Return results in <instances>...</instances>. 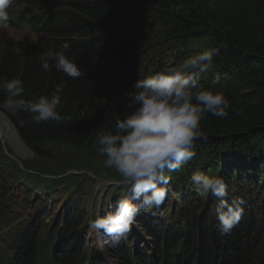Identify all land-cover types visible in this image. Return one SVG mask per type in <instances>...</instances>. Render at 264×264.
Instances as JSON below:
<instances>
[{
	"label": "trees",
	"instance_id": "1",
	"mask_svg": "<svg viewBox=\"0 0 264 264\" xmlns=\"http://www.w3.org/2000/svg\"><path fill=\"white\" fill-rule=\"evenodd\" d=\"M22 4L42 13L33 19V26L36 33L43 32V39L24 54L6 42L0 48V78L20 79L22 98L32 100L51 95L63 82L57 109L62 119L37 125L31 113L8 109L2 91L0 108L25 146L44 162L59 159L56 155L62 153L105 160L96 137L114 131L116 121L131 112L127 93L137 91L138 79L199 53L190 50L192 39L204 38L208 48L219 50L199 83L223 92L230 103L228 116L203 115V137L194 143V158L178 171L165 170L169 183L164 185L162 210L153 207L152 214L145 211L142 217V208L135 216L133 222L141 232L126 234L118 242L106 236L105 241L108 249L125 257L127 245L137 243L141 251L132 264L147 261L145 255L162 259L163 264H264V0H23ZM64 43L70 45L66 55L81 69L77 79L55 69L54 53ZM46 52L53 53L47 71L39 61ZM196 172L222 177L226 199L244 201L243 215L231 234L218 231L215 207L220 198L196 194L191 181ZM7 187L5 178H0V227L18 221L17 211H34L18 228L9 249L15 251L13 263L31 264L50 250L53 264H81L86 254L81 235L86 208L80 209V200L70 197L61 217L54 218L42 237L51 196L31 202V194L19 188L17 202L18 195ZM119 199L102 212H112ZM96 244L94 264L101 253L97 240Z\"/></svg>",
	"mask_w": 264,
	"mask_h": 264
},
{
	"label": "clouds",
	"instance_id": "2",
	"mask_svg": "<svg viewBox=\"0 0 264 264\" xmlns=\"http://www.w3.org/2000/svg\"><path fill=\"white\" fill-rule=\"evenodd\" d=\"M12 3L13 0H0V27L8 26V9ZM33 12L38 13L32 8ZM32 13L29 15L33 22L38 15ZM30 31L36 32L37 29L32 25ZM69 47L64 43L60 51H55L54 66L58 72L77 79L82 72L66 55ZM218 51L209 47L177 66L138 79L135 82L137 91L127 93L131 112L116 121L114 131L106 130L97 135L96 144L100 155L105 157L104 166L114 169L121 178L120 183L129 191L117 201L114 211L105 216L97 213L94 219H90L91 229L98 233L102 231L118 242L130 231L142 208L162 206L167 195L164 185L169 183L165 170L178 171L194 158V143L203 137L200 127L203 115L228 116L230 103L223 92L203 88L199 83L201 74L213 67V58ZM50 56L53 53L39 55L41 67L46 71L50 70ZM63 88L62 82L49 96L24 99V86L20 79L0 78V91L7 94L5 106L12 111L31 113L32 121L37 125L62 119L57 109ZM191 181L198 196L203 198L212 194L220 198L215 207L218 231L221 235L231 234L243 215L244 201L239 197L226 199L227 187L220 176L196 172Z\"/></svg>",
	"mask_w": 264,
	"mask_h": 264
},
{
	"label": "rangeland",
	"instance_id": "3",
	"mask_svg": "<svg viewBox=\"0 0 264 264\" xmlns=\"http://www.w3.org/2000/svg\"><path fill=\"white\" fill-rule=\"evenodd\" d=\"M32 14H36L41 18L42 13L33 12ZM41 29H43V26ZM41 39H43V32L41 31L36 33L29 29L17 31L9 26L6 28L0 27V48L3 47L6 42H9L13 43L14 46L21 51V54H24L28 47L34 46ZM188 46L190 50L202 51L208 48L207 40L204 38L192 39L189 41ZM0 115L6 118L13 126L1 108ZM13 128L17 136L18 133L14 126ZM22 144L25 146L23 142ZM25 148L28 153L19 151L16 146L14 147L12 144L5 142L0 136V178L1 180L5 178L8 186L7 188L10 192L18 195L16 199L17 202L21 200L18 191L19 188H25L26 192L31 194V202H40L46 196H51V200L53 201L46 213L47 217L44 218V224H47V226L43 227L42 225V237L47 235L54 218L61 217L62 212L65 210V205L69 202V198L72 197L76 200H80V209H83L84 206L86 208V219L81 229L83 239L82 246L85 245L86 247L84 254L87 253L88 250L97 251V247H95L97 246V240L100 247L105 250V257L108 263L115 264L106 253L108 248H110V245L106 244L105 241L106 235L102 236L100 232L98 233L91 229L88 224V221L94 219L97 213L100 216L107 215L108 213L102 212L103 207H108L110 204L116 202V198H121L125 192L129 191L126 186L120 183L121 178L118 175H114L116 173L115 170L106 168L104 166L105 160L101 157H97L95 160L91 161L86 159L85 156L78 154L67 155L62 153L57 154L58 156L56 155L59 159L44 162L37 159L29 148L26 146ZM25 164L28 166L24 167ZM56 170L58 172H54ZM45 176L54 178L44 179ZM172 182L173 179L171 184ZM112 189H116L117 192L119 191V194L112 195L110 193ZM159 209L162 210L160 207ZM145 211L148 213L151 212L152 214L153 208L141 211L142 213H140L143 214L142 217L145 216ZM30 215H34L33 209H27L26 212L17 211L16 217L18 221L11 223V225L15 226L17 231L18 227L20 228L21 225L29 221ZM153 217L156 218L157 215H153ZM135 232L139 234L141 228L137 223L133 222L127 235L132 236ZM129 246L130 249L135 247L136 249L138 248L137 244L129 243ZM136 249L134 250L136 251Z\"/></svg>",
	"mask_w": 264,
	"mask_h": 264
},
{
	"label": "bare ground",
	"instance_id": "4",
	"mask_svg": "<svg viewBox=\"0 0 264 264\" xmlns=\"http://www.w3.org/2000/svg\"><path fill=\"white\" fill-rule=\"evenodd\" d=\"M0 136L5 142L12 144L14 147L16 146L19 151L28 153L21 140L16 136L13 126L2 115H0ZM44 254L52 257L50 250H46Z\"/></svg>",
	"mask_w": 264,
	"mask_h": 264
},
{
	"label": "water",
	"instance_id": "5",
	"mask_svg": "<svg viewBox=\"0 0 264 264\" xmlns=\"http://www.w3.org/2000/svg\"><path fill=\"white\" fill-rule=\"evenodd\" d=\"M17 137L19 138V136L17 135ZM24 148H25V146H24ZM26 149V148H25ZM27 150V149H26Z\"/></svg>",
	"mask_w": 264,
	"mask_h": 264
}]
</instances>
